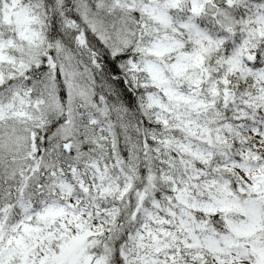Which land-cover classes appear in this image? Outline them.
<instances>
[{"label":"snow or ice","instance_id":"obj_1","mask_svg":"<svg viewBox=\"0 0 264 264\" xmlns=\"http://www.w3.org/2000/svg\"><path fill=\"white\" fill-rule=\"evenodd\" d=\"M0 264H264V0H0Z\"/></svg>","mask_w":264,"mask_h":264}]
</instances>
